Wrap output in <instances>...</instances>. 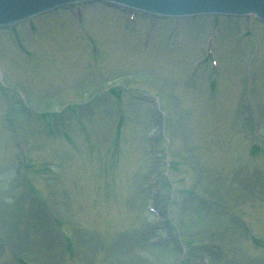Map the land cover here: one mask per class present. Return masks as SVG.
Here are the masks:
<instances>
[{"label": "rangeland", "instance_id": "1", "mask_svg": "<svg viewBox=\"0 0 264 264\" xmlns=\"http://www.w3.org/2000/svg\"><path fill=\"white\" fill-rule=\"evenodd\" d=\"M204 260L264 264V24L84 3L0 30V264Z\"/></svg>", "mask_w": 264, "mask_h": 264}, {"label": "water", "instance_id": "2", "mask_svg": "<svg viewBox=\"0 0 264 264\" xmlns=\"http://www.w3.org/2000/svg\"><path fill=\"white\" fill-rule=\"evenodd\" d=\"M81 1L111 2L165 17L255 14L264 22V0H0V27Z\"/></svg>", "mask_w": 264, "mask_h": 264}]
</instances>
